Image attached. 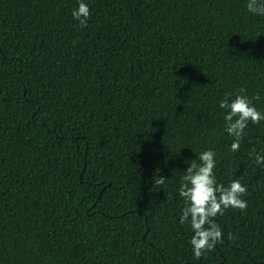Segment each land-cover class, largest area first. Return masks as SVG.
<instances>
[{
	"label": "trees",
	"instance_id": "obj_1",
	"mask_svg": "<svg viewBox=\"0 0 264 264\" xmlns=\"http://www.w3.org/2000/svg\"><path fill=\"white\" fill-rule=\"evenodd\" d=\"M80 2L0 0V264H264V121L232 151L219 107L243 88L264 113V16L247 0H83L81 27ZM207 150L248 207L218 215L196 259L178 193Z\"/></svg>",
	"mask_w": 264,
	"mask_h": 264
},
{
	"label": "clouds",
	"instance_id": "obj_2",
	"mask_svg": "<svg viewBox=\"0 0 264 264\" xmlns=\"http://www.w3.org/2000/svg\"><path fill=\"white\" fill-rule=\"evenodd\" d=\"M248 12L264 16V0H247ZM89 6L81 0L78 9L72 13L73 18L79 21L81 27L87 26L90 18ZM240 88L234 99L232 93L227 94L220 102L219 107L224 109L225 131L233 137L232 151H238L244 138L245 129L249 122L260 124L264 121V113L260 112L253 104L261 97L257 94L249 98ZM255 149H253V154ZM216 153L207 150L199 154L198 161H191L180 179L179 196L185 201L180 223L189 222L194 235L190 244L196 259H200L206 252L214 249L222 238V229L215 222V218L224 215L226 209L234 208L246 211L248 204L242 197L247 194V187L239 179H234L227 187L217 182L214 169L216 167ZM255 163L264 165V153L255 155ZM159 170L153 177L154 187L163 186L166 181Z\"/></svg>",
	"mask_w": 264,
	"mask_h": 264
},
{
	"label": "bare ground",
	"instance_id": "obj_3",
	"mask_svg": "<svg viewBox=\"0 0 264 264\" xmlns=\"http://www.w3.org/2000/svg\"><path fill=\"white\" fill-rule=\"evenodd\" d=\"M70 56H71V54H70ZM67 59H68V58H66V61H68ZM73 59H74V58H73ZM80 59H81V58H80ZM70 60H71V58H70ZM70 60H69V61H70ZM74 60H77V58L74 59ZM82 60H84V58H83ZM78 62H80V64L83 63V62H81V61H78ZM70 63H71V62H70ZM70 63H68V64H70ZM64 64H65V63H64ZM66 64H67V63H66ZM72 64L75 65L74 62H72ZM76 65H77V64H76ZM78 65H79V63H78ZM63 66H64V65H63ZM70 66H71V65H70ZM84 66H85V65H84ZM65 67H66V65H65ZM67 67H68V66H67ZM73 67L75 68V66H73ZM73 67H72V69H73ZM77 67H78V66H77ZM69 68H71V67H69ZM69 68H68V70H69ZM78 68H79V67H78ZM72 69H71V70H72ZM75 69H76V68H75ZM82 69L84 70V68H82ZM59 70L63 71L61 68H60ZM59 70H58V71H59ZM83 70H82V71H83ZM73 71H74V69H73ZM78 71H79V70H78ZM59 72H60V71H59ZM69 72H70V71H69ZM83 72H84V71H83ZM80 73H81V71H80ZM108 73H109V72H107V74H108ZM60 74H61V72H60ZM74 74H75V73H74ZM76 74H77V71H76ZM76 74H75V75H76ZM102 74H103V73H102ZM69 75H70V73H69ZM75 75H73V76H75ZM82 75H83V74H82ZM82 75H81V76H82ZM73 76H72V77H73ZM84 76H85V74H84ZM70 77H71V76H70ZM76 77H77V76H76ZM79 78H80V77H79ZM83 78H84V77H83ZM95 78H96V77H94V80H95ZM72 79H73V78H72ZM76 79H77V78H76ZM69 81H70V80H69ZM71 81H72V80H71ZM76 81H77V80H76ZM76 81H75V82H76ZM82 83H83V82H82ZM68 84H69V83H68ZM68 84H67V85H68ZM59 86H61V84H60ZM66 87H67V86H66ZM68 87H69V85H68ZM57 88H58V87H57ZM57 88H55V89H57ZM62 88H63V87H62ZM69 88H70V87H69ZM69 88H68V89H69ZM71 88H72V87H71ZM73 88H74V87H73ZM60 89H61V88H60ZM63 90H64V88L62 89V91H63ZM66 90H67V88H66ZM56 91H57V90H55L54 92L56 93ZM58 91H59V93H60V90H59V89H58ZM71 92H72V91H71ZM57 94H58V92H57L55 95H57ZM60 94H61V93H60ZM63 94H64V93H63ZM73 95H75V94H73ZM78 96H79V95H78ZM59 97H60V96H59ZM76 97H77V96H76ZM61 98H62V97H61ZM64 98H65V97H64ZM69 98H70V97H69ZM69 98H68V99H69Z\"/></svg>",
	"mask_w": 264,
	"mask_h": 264
}]
</instances>
